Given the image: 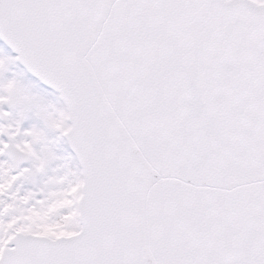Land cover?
<instances>
[{
  "label": "snow or ice",
  "instance_id": "obj_1",
  "mask_svg": "<svg viewBox=\"0 0 264 264\" xmlns=\"http://www.w3.org/2000/svg\"><path fill=\"white\" fill-rule=\"evenodd\" d=\"M0 264H264V0H0Z\"/></svg>",
  "mask_w": 264,
  "mask_h": 264
}]
</instances>
